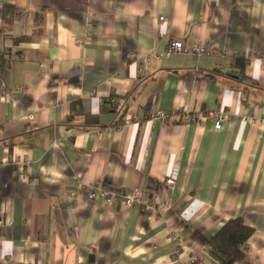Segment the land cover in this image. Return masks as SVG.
<instances>
[{
  "label": "crops",
  "instance_id": "1",
  "mask_svg": "<svg viewBox=\"0 0 264 264\" xmlns=\"http://www.w3.org/2000/svg\"><path fill=\"white\" fill-rule=\"evenodd\" d=\"M0 43V264H218L237 216L264 264V0H0Z\"/></svg>",
  "mask_w": 264,
  "mask_h": 264
},
{
  "label": "built area",
  "instance_id": "2",
  "mask_svg": "<svg viewBox=\"0 0 264 264\" xmlns=\"http://www.w3.org/2000/svg\"><path fill=\"white\" fill-rule=\"evenodd\" d=\"M163 18H164L163 16H158L159 21L163 20ZM0 49H1V43H0ZM171 52L195 54L197 56H202V55L224 56L228 54L226 50L218 49L214 46L207 45V44H200L198 42L186 46L183 44L182 40H174L169 44V46L166 48V53H171ZM147 60H148V56L145 57L146 62ZM225 113H226L225 110H220L219 112L213 114L215 128L218 129L220 127V124L223 120ZM209 115L212 116V113H209ZM177 116L180 122H189L192 120L191 113L189 110H183L177 114L174 111L166 112L165 110H162V109H155L150 114L148 119L149 120H153V119L172 120L174 117H177ZM176 177H177L176 172L172 171L171 174L166 176L164 179L165 186L173 187V185L176 182ZM88 197L91 200L100 199L102 202L108 203V204L115 200H120V202L124 206H130L133 202H136L139 199V192L135 190L133 194L126 195L120 192L114 193V192H109L100 187H95L88 192ZM0 224H3L4 226H10L11 222L9 220H4V221L1 220ZM202 250L204 254L207 253L206 246H203ZM91 264H98V263L96 261H93ZM189 264H203L202 257L200 256L190 257Z\"/></svg>",
  "mask_w": 264,
  "mask_h": 264
},
{
  "label": "trees",
  "instance_id": "3",
  "mask_svg": "<svg viewBox=\"0 0 264 264\" xmlns=\"http://www.w3.org/2000/svg\"><path fill=\"white\" fill-rule=\"evenodd\" d=\"M14 10L11 6H5L4 13L9 11L14 14L17 12ZM3 64L4 62L0 63V68L3 67ZM191 231L207 247L209 254L218 258V264H238L244 256L245 244L252 234L253 228L244 223L242 216H237L227 220L209 236L196 230Z\"/></svg>",
  "mask_w": 264,
  "mask_h": 264
},
{
  "label": "water",
  "instance_id": "4",
  "mask_svg": "<svg viewBox=\"0 0 264 264\" xmlns=\"http://www.w3.org/2000/svg\"><path fill=\"white\" fill-rule=\"evenodd\" d=\"M211 252H213V251H211Z\"/></svg>",
  "mask_w": 264,
  "mask_h": 264
}]
</instances>
